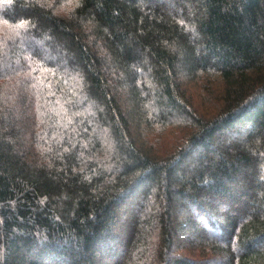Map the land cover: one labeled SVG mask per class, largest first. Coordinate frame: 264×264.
<instances>
[{
	"label": "trees",
	"instance_id": "obj_1",
	"mask_svg": "<svg viewBox=\"0 0 264 264\" xmlns=\"http://www.w3.org/2000/svg\"><path fill=\"white\" fill-rule=\"evenodd\" d=\"M0 264H264V0H0Z\"/></svg>",
	"mask_w": 264,
	"mask_h": 264
},
{
	"label": "rangeland",
	"instance_id": "obj_2",
	"mask_svg": "<svg viewBox=\"0 0 264 264\" xmlns=\"http://www.w3.org/2000/svg\"><path fill=\"white\" fill-rule=\"evenodd\" d=\"M189 254V256H191V257H194L195 259H197V258H200L201 256H200V251H198V250H195V251H191L190 253H188Z\"/></svg>",
	"mask_w": 264,
	"mask_h": 264
}]
</instances>
